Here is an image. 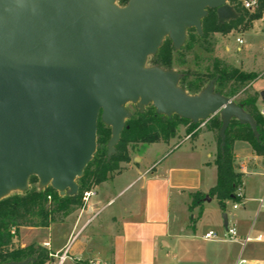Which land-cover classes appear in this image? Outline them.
I'll use <instances>...</instances> for the list:
<instances>
[{
    "label": "water",
    "instance_id": "obj_1",
    "mask_svg": "<svg viewBox=\"0 0 264 264\" xmlns=\"http://www.w3.org/2000/svg\"><path fill=\"white\" fill-rule=\"evenodd\" d=\"M210 10L220 24L239 18L230 0H0V200L26 192L32 177L77 196L99 119L112 131L111 157L128 104L195 124L220 115L222 149L233 119L259 139L254 117L217 93L216 80L191 95L181 73L149 65L167 38L180 50L189 30L202 36Z\"/></svg>",
    "mask_w": 264,
    "mask_h": 264
},
{
    "label": "crops",
    "instance_id": "obj_2",
    "mask_svg": "<svg viewBox=\"0 0 264 264\" xmlns=\"http://www.w3.org/2000/svg\"><path fill=\"white\" fill-rule=\"evenodd\" d=\"M255 21L264 22V16ZM238 39L244 44L241 35L237 42ZM226 51L229 57L231 48L227 45ZM237 51L243 49L238 47ZM234 63L233 68L257 74L246 90L259 93L257 107L260 112L264 111V94L255 88L264 78V68L258 62L252 64L241 57ZM234 153L244 182L243 216L232 224L239 234L236 241L207 240L206 234L198 236L196 233L194 239L199 238L198 251L195 252V248L192 252L188 249L189 253H182L186 228L182 226L181 214H192L195 230H198L196 223L207 214L206 221L211 228L206 233L214 230L220 233L222 228L218 200L210 197L208 201V194L218 181L214 164L218 141L216 134L207 129L154 161L141 158L123 163L114 177L111 175L93 187L96 195L87 205L63 222L48 228H27L39 237L41 230L50 232L56 224L66 226L61 244L55 246L53 242L41 240L33 244L45 247L50 254H58L70 246V256L63 264H236L241 259L246 260L242 264H264V220L253 224L246 221L252 214H262L259 206L264 196V157L257 156L251 145L243 141L235 143ZM198 192L206 198L190 208L192 195ZM125 195L126 198L117 203L118 198ZM215 201L218 207L208 211V206ZM247 237L253 240L243 247L242 242ZM50 261L56 264L58 260L51 257Z\"/></svg>",
    "mask_w": 264,
    "mask_h": 264
},
{
    "label": "trees",
    "instance_id": "obj_3",
    "mask_svg": "<svg viewBox=\"0 0 264 264\" xmlns=\"http://www.w3.org/2000/svg\"><path fill=\"white\" fill-rule=\"evenodd\" d=\"M130 0H118L119 5L126 6ZM239 0H230L231 5L239 14V18L229 23L220 24L216 11L210 10L208 16L203 20V35H198L195 29L188 31L185 45L180 50H175L172 41L167 38L158 54L149 58L150 66H158L165 70H175L177 57L195 42L206 40L212 33L229 34L235 26L238 27L245 22L246 17L238 10ZM260 1V7L256 13L248 16V21H255L264 15V0ZM185 61L182 62L184 64ZM177 71V70H176ZM182 74L180 86L189 94H199L212 80H216L215 91L226 97L232 98L242 89L257 78L255 73H246L239 69L226 66L221 61H216L214 72L208 73L206 77L190 78L188 72L179 71ZM260 98L259 93H246L240 100H234L238 105L249 112L255 119L260 138L257 139L247 124H241L233 119L227 130L225 147L222 149V139L219 135L223 125L220 115H216L208 122L193 123L178 115L167 117L159 115L154 106H148L141 112L136 106V111L131 112V117L126 121V127L122 133L121 141L116 147V153L109 157L108 143L111 139V128L99 119L97 131V152L92 162L85 170L84 176L78 179L80 187L77 196L68 194L61 196L51 186L40 189L37 177H32L30 183L35 187H29L26 192L12 193L7 198L0 200V264L20 263L32 258L30 264H45L51 260L48 249L41 245L31 244L25 247H16L15 234L21 228H48L55 223L63 222L69 215L84 207L82 196L84 192L103 183L111 174L120 171L123 163L131 161V151L141 145L143 149L147 146L165 142L179 134L181 126L190 125L197 128L206 123L208 130L214 132L218 141V154L214 164L218 170V181L209 192V197L216 198L223 212L227 210V203L240 202L236 196L238 190L243 189V175L239 172L234 153L235 143L247 142L253 148L257 156L264 157V118L257 107ZM206 198L203 193L192 195L191 207L202 203ZM13 231L15 233H13Z\"/></svg>",
    "mask_w": 264,
    "mask_h": 264
},
{
    "label": "rangeland",
    "instance_id": "obj_4",
    "mask_svg": "<svg viewBox=\"0 0 264 264\" xmlns=\"http://www.w3.org/2000/svg\"><path fill=\"white\" fill-rule=\"evenodd\" d=\"M238 2V10L246 17L245 22L238 25V27L235 26V29H233L227 35L212 33L206 40L195 42L191 48L184 50L182 54L177 57L178 59L175 62V70L188 72L191 77L190 79L193 80L195 77H206L208 73H213L216 61H221L222 64L233 67V64H235L234 60L237 58H239L240 60V57L243 61H247L249 63L258 62V65L264 68V22H247L246 20H248V16L252 15V13L242 8L240 0ZM240 35L244 39V44H239L237 42V38ZM226 45L231 48L229 57H227ZM238 47H241L243 51L238 52ZM232 58H234V60ZM183 61H185L184 64H182ZM255 88L260 89L261 94H264V78L256 84ZM251 91L252 89H248L247 92L245 91V89H242L237 95L233 97V99L236 101H240L246 93H250ZM127 108L131 112L136 111V106L134 104H128ZM207 129L208 128L206 123L200 125L195 129L190 125L181 126L179 128L178 136L171 139L168 143L161 141L159 143L149 145L145 149H143L141 145L136 146V148L131 151V161H137V159L140 160L141 158L145 159V161H154L160 158L164 152L171 151L179 147L186 140H192L202 133L207 132ZM115 173L111 175H113L114 177L116 175ZM30 187H35V183H30ZM126 195L122 198L119 197L117 203L122 202L126 198ZM234 204V202H228L226 212H223L220 208L221 214L219 219L222 223V228H220L219 230L220 233L214 230L219 234L220 238H223V232L226 233L224 220L225 214L229 217L231 226L232 224H234V221H240V218L243 216V209L241 207H239L238 210L234 209ZM213 207H218L216 201L208 206V211H210V209ZM191 217L192 214L190 213L180 215V220H182L183 223L182 226L183 228H186L185 233H183L186 237V242L182 247V253L184 254L189 253L188 249H190L192 252V249L194 250L196 248L194 251H198L197 248H199V238H197V240L196 238L194 239L195 234L197 233L198 236H204L206 232L211 228L209 222L206 221V218H208V214L206 218L201 219L197 223L193 221L196 223L198 230L193 229L192 225L194 223L192 224ZM247 220L251 224L259 223L264 220V213H262L260 216H257V214H252L248 217V219L246 218V221ZM65 229L66 226L56 224L53 226V229L50 232L41 230L40 236L38 237L35 236L34 233H31L27 228H21L19 232L15 234L14 245L16 247H22L23 245L38 243V240H41L53 242V244L57 246L63 242ZM187 241L191 242L188 243ZM170 242H172V240H170ZM45 264L52 263L51 261H48Z\"/></svg>",
    "mask_w": 264,
    "mask_h": 264
},
{
    "label": "built area",
    "instance_id": "obj_5",
    "mask_svg": "<svg viewBox=\"0 0 264 264\" xmlns=\"http://www.w3.org/2000/svg\"><path fill=\"white\" fill-rule=\"evenodd\" d=\"M240 4H241L242 8H244V10H247L252 14L256 13L260 7V1L259 0H240ZM238 42L240 44H242L243 40L238 39ZM261 114H262V116H264V111H262ZM95 195H96V192L94 191V189H91V190L84 192V194L82 196L84 206L87 205L89 203L90 199ZM236 196L238 197V199H240V202L234 204V209H238L239 207H241V205L244 201L243 190L242 189L238 190ZM259 213H264V196L260 199ZM13 233H15V232L13 231ZM204 238L207 240L224 239V240L236 241L239 238V234H238V230L235 226L228 225L226 233H225L223 238H220L219 234L216 231H209L208 233H206ZM252 240L253 239L251 237L245 238V240L242 242L243 247H245ZM70 251H71L70 246H67L62 252H60L58 254H50V256L53 258H56L58 260L56 264H63L69 258ZM245 262H246V260L241 259L236 264H242Z\"/></svg>",
    "mask_w": 264,
    "mask_h": 264
},
{
    "label": "flooded vegetation",
    "instance_id": "obj_6",
    "mask_svg": "<svg viewBox=\"0 0 264 264\" xmlns=\"http://www.w3.org/2000/svg\"><path fill=\"white\" fill-rule=\"evenodd\" d=\"M231 4V3H230Z\"/></svg>",
    "mask_w": 264,
    "mask_h": 264
}]
</instances>
